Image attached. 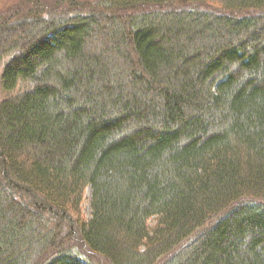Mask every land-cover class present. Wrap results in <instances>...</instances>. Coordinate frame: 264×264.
Listing matches in <instances>:
<instances>
[{"label": "trees", "instance_id": "16d2710c", "mask_svg": "<svg viewBox=\"0 0 264 264\" xmlns=\"http://www.w3.org/2000/svg\"><path fill=\"white\" fill-rule=\"evenodd\" d=\"M72 7L0 22V264H264V0Z\"/></svg>", "mask_w": 264, "mask_h": 264}, {"label": "rangeland", "instance_id": "374dc122", "mask_svg": "<svg viewBox=\"0 0 264 264\" xmlns=\"http://www.w3.org/2000/svg\"><path fill=\"white\" fill-rule=\"evenodd\" d=\"M85 1L86 0H0V22L7 18H12L16 14L29 17L33 12H36L38 15L39 13H44L51 17H58L62 14L69 13L73 8V3H84ZM80 9L85 10V7L79 8L77 6L72 12H75V10L80 11ZM5 60L6 59L0 60V99L4 98L6 95L1 86V74ZM90 195L91 189L88 188L86 191V199L82 205L83 214L87 219L91 217ZM93 257L96 258L95 255H93Z\"/></svg>", "mask_w": 264, "mask_h": 264}]
</instances>
